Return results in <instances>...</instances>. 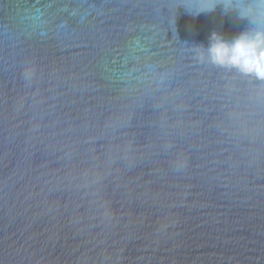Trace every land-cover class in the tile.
<instances>
[{"label": "water", "instance_id": "obj_1", "mask_svg": "<svg viewBox=\"0 0 264 264\" xmlns=\"http://www.w3.org/2000/svg\"><path fill=\"white\" fill-rule=\"evenodd\" d=\"M209 0H0V264H264V81L199 58Z\"/></svg>", "mask_w": 264, "mask_h": 264}, {"label": "clouds", "instance_id": "obj_2", "mask_svg": "<svg viewBox=\"0 0 264 264\" xmlns=\"http://www.w3.org/2000/svg\"><path fill=\"white\" fill-rule=\"evenodd\" d=\"M220 9L221 15L233 14L246 20L244 28L231 38L213 30L207 46L199 44V58L217 67L234 70L243 77L264 81V0H209L201 13Z\"/></svg>", "mask_w": 264, "mask_h": 264}]
</instances>
